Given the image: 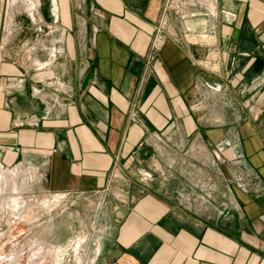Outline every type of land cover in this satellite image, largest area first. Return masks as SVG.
Segmentation results:
<instances>
[{
	"label": "crops",
	"instance_id": "crops-1",
	"mask_svg": "<svg viewBox=\"0 0 264 264\" xmlns=\"http://www.w3.org/2000/svg\"><path fill=\"white\" fill-rule=\"evenodd\" d=\"M8 179L48 263L264 264V0H0Z\"/></svg>",
	"mask_w": 264,
	"mask_h": 264
},
{
	"label": "rangeland",
	"instance_id": "rangeland-1",
	"mask_svg": "<svg viewBox=\"0 0 264 264\" xmlns=\"http://www.w3.org/2000/svg\"><path fill=\"white\" fill-rule=\"evenodd\" d=\"M10 187L9 179L6 185L0 181V264H62L56 258H51V263H48V259L39 255L38 252V243L35 239L40 238L41 244H47L44 241L47 237V227L44 223L47 210H36L34 207H30L27 199H23L26 202L23 209L17 208L14 196L5 192L6 188L11 189ZM6 198L9 199L6 200ZM60 208L56 207V212L61 211ZM6 213L9 215V219L14 222L13 225L19 226L18 232H6L5 228L1 226V219ZM36 215L41 218L40 226L36 221ZM17 235L20 236L17 237Z\"/></svg>",
	"mask_w": 264,
	"mask_h": 264
},
{
	"label": "built area",
	"instance_id": "built-area-1",
	"mask_svg": "<svg viewBox=\"0 0 264 264\" xmlns=\"http://www.w3.org/2000/svg\"><path fill=\"white\" fill-rule=\"evenodd\" d=\"M12 232H18L19 231V226L18 225H13L11 228Z\"/></svg>",
	"mask_w": 264,
	"mask_h": 264
},
{
	"label": "bare ground",
	"instance_id": "bare-ground-1",
	"mask_svg": "<svg viewBox=\"0 0 264 264\" xmlns=\"http://www.w3.org/2000/svg\"><path fill=\"white\" fill-rule=\"evenodd\" d=\"M53 257V256H52Z\"/></svg>",
	"mask_w": 264,
	"mask_h": 264
}]
</instances>
